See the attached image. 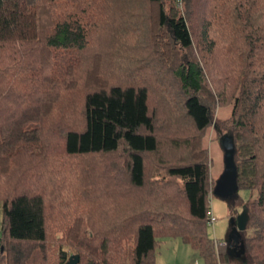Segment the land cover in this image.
<instances>
[{
	"label": "trees",
	"instance_id": "16d2710c",
	"mask_svg": "<svg viewBox=\"0 0 264 264\" xmlns=\"http://www.w3.org/2000/svg\"><path fill=\"white\" fill-rule=\"evenodd\" d=\"M215 104L264 264V0H0V264H153L166 238L231 264L207 231Z\"/></svg>",
	"mask_w": 264,
	"mask_h": 264
},
{
	"label": "rangeland",
	"instance_id": "374dc122",
	"mask_svg": "<svg viewBox=\"0 0 264 264\" xmlns=\"http://www.w3.org/2000/svg\"><path fill=\"white\" fill-rule=\"evenodd\" d=\"M214 109L212 123L204 137V144L207 146L210 162V174L215 180L223 169V151L219 142V133L222 132V129L216 123V120L217 118H223L228 115L230 105L219 106L215 104ZM247 195V190H237V196H239L241 199H246ZM209 202L210 211L214 217L213 224L208 225L207 231L209 236L216 239L218 242H223L226 245L225 249L231 264H250L246 254L244 253L242 245L232 247V244L229 242V235L233 227L231 219L234 218L241 209L236 207L234 212L229 206L227 199L220 198L213 194L210 195ZM245 234L249 235L250 231L246 230ZM238 235L241 236L240 232H238ZM174 241L178 242V246H176L177 248L175 247ZM165 254L171 258L164 256ZM155 257L157 258V263H154L153 261V264H162L161 257L163 264H171L172 262V264H203L202 259L193 249L185 244L180 243L174 238H171L169 241L161 242L155 250L154 259Z\"/></svg>",
	"mask_w": 264,
	"mask_h": 264
},
{
	"label": "water",
	"instance_id": "95a60500",
	"mask_svg": "<svg viewBox=\"0 0 264 264\" xmlns=\"http://www.w3.org/2000/svg\"><path fill=\"white\" fill-rule=\"evenodd\" d=\"M219 142L223 151L222 163L223 169L219 176L214 180L211 194L220 198L227 199L236 194V167L233 161L234 145L232 136L222 131L219 133ZM247 215L245 209L242 207L240 212L231 219L232 229L229 235V242L234 246L239 245L238 232L245 229ZM77 262V255H70L67 264H75Z\"/></svg>",
	"mask_w": 264,
	"mask_h": 264
},
{
	"label": "crops",
	"instance_id": "0c3cea01",
	"mask_svg": "<svg viewBox=\"0 0 264 264\" xmlns=\"http://www.w3.org/2000/svg\"><path fill=\"white\" fill-rule=\"evenodd\" d=\"M213 215V214H212ZM214 222V221H213ZM213 224V223H212ZM174 239H176V238H174ZM169 240H171V238H166V239H163V241L162 242H164V241H169ZM180 243H182L179 239H177ZM174 243H175V247L176 246H178V242H175L174 241ZM219 243H221L222 245L224 244L223 242H219ZM183 244V243H182ZM177 248V247H176ZM164 256H168V255H164ZM168 257H170V256H168ZM159 258H160V256H159ZM171 258V257H170ZM167 260H169L168 258H166ZM175 261V260H174ZM161 262H162V264H163V261H162V257H161ZM154 263H157V258L155 257V259H154ZM173 263V262H172ZM171 263V264H172ZM165 264V263H164Z\"/></svg>",
	"mask_w": 264,
	"mask_h": 264
},
{
	"label": "built area",
	"instance_id": "2783aa9c",
	"mask_svg": "<svg viewBox=\"0 0 264 264\" xmlns=\"http://www.w3.org/2000/svg\"><path fill=\"white\" fill-rule=\"evenodd\" d=\"M207 217H208V224L212 225V223L214 221V217H213V215H212L210 210L207 212ZM219 244L222 245L221 243H219Z\"/></svg>",
	"mask_w": 264,
	"mask_h": 264
}]
</instances>
